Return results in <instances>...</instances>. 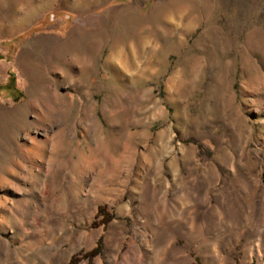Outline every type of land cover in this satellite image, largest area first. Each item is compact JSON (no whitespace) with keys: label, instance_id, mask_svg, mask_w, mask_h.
I'll return each mask as SVG.
<instances>
[{"label":"rangeland","instance_id":"obj_1","mask_svg":"<svg viewBox=\"0 0 264 264\" xmlns=\"http://www.w3.org/2000/svg\"><path fill=\"white\" fill-rule=\"evenodd\" d=\"M68 261L264 264V0H0V264Z\"/></svg>","mask_w":264,"mask_h":264},{"label":"trees","instance_id":"obj_2","mask_svg":"<svg viewBox=\"0 0 264 264\" xmlns=\"http://www.w3.org/2000/svg\"><path fill=\"white\" fill-rule=\"evenodd\" d=\"M95 251H96V247H93L92 249L88 250L86 254H92V253H94ZM67 264H72V262H71V261H68Z\"/></svg>","mask_w":264,"mask_h":264}]
</instances>
